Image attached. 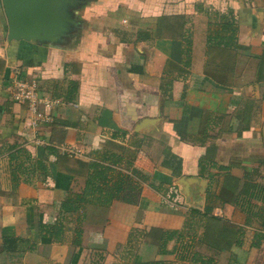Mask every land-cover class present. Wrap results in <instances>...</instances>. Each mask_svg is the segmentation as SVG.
<instances>
[{
	"label": "crops",
	"instance_id": "1",
	"mask_svg": "<svg viewBox=\"0 0 264 264\" xmlns=\"http://www.w3.org/2000/svg\"><path fill=\"white\" fill-rule=\"evenodd\" d=\"M79 3L68 34L41 46L8 40L0 0V264H264V0ZM224 14L234 33L221 30ZM16 71L57 101L37 130L8 97ZM70 80L78 86L66 101ZM246 99L257 103L252 116ZM11 144L45 157L49 174H22L12 187ZM102 150L134 152L132 167L157 189L131 175L107 212L90 207L82 224L83 212L67 215L54 241L61 202L84 191ZM117 172L130 175L121 165L109 177ZM208 191L224 201L204 215ZM159 230L180 236L162 244Z\"/></svg>",
	"mask_w": 264,
	"mask_h": 264
},
{
	"label": "trees",
	"instance_id": "2",
	"mask_svg": "<svg viewBox=\"0 0 264 264\" xmlns=\"http://www.w3.org/2000/svg\"><path fill=\"white\" fill-rule=\"evenodd\" d=\"M228 15L230 14H224L221 16V30L223 31H230V29H233V33L238 28L231 26L230 23H226L225 19H228ZM258 57V67H257V73H256V81H264V44L262 45V52ZM70 64H65L64 66H69ZM69 88L66 90V93L63 95V98L67 100H73L75 97L72 96V91L77 89L78 82L74 80L69 81ZM242 111L244 108L246 110H251V116L252 109H257V103L254 101H251L249 99H246L242 102ZM246 112V111H244ZM103 114H107L105 111ZM243 115H241L242 119ZM103 118V117H102ZM100 122L103 123V121L100 120ZM243 126V129H248L250 127V122L244 121L241 123ZM109 125L112 126L110 123ZM122 134H125V131H122ZM201 142V141H198ZM9 170H10V178L12 182V187L15 188V186L18 184L20 180V175L26 174L28 176H32L35 174V172H38L40 175L46 176L49 174L48 166L46 165L45 157L41 158H33L30 152L22 145L20 144H11L9 145ZM126 156L124 157L122 154H116L110 151H97L94 155V159L89 163V168L92 169V173L88 175L86 178V187L82 193H76V192H68L64 200L60 204V213L61 216L57 217L56 223L52 226V239L54 241H62V231L64 230V220L66 219L67 215H72V213H78L83 212L81 214V217L77 221L79 223L86 222L88 220L87 218V210L90 207L97 206L98 211H102L103 213L107 212V209L109 205L111 204L112 200L117 199L120 197L121 191L124 189V185L129 181L130 185L131 182V175L141 179L144 182H149L150 186L154 189H157L156 185H154L152 182H150L149 178L139 172L137 169L132 167V157L134 155V152L126 151ZM209 161V158L207 156H204L200 158L199 160V166L202 170V174L205 170L206 164L211 162ZM121 165L126 168L130 175L122 176V172H117V175L115 178L109 177L110 173L112 171L113 167H121ZM222 169L228 170L229 167H221ZM245 178L249 179L248 172H245ZM112 179L113 182L110 185L109 181ZM263 188H260L258 191L263 193ZM93 191L100 194L101 198H98V202H93L89 198L86 197L87 192ZM92 192V193H93ZM251 192L245 193V196H251ZM245 196H242L241 200L243 201L241 204L248 205V199L245 198ZM172 197V195H170ZM224 201L223 197L216 195L215 193H212L211 191H208L206 204L203 208L204 215L210 214V212L213 210L215 206H220L222 202ZM240 204V205H241ZM264 204V201H263ZM235 205H238L237 201L235 200ZM264 210V209H262ZM198 210L195 209L194 212H197ZM85 212V213H84ZM79 230V229H78ZM77 230V231H78ZM156 235V234H155ZM160 238L162 240V244H166L169 239L171 238H179L180 231L179 230H159L158 235L156 237ZM14 241L12 238H5L3 239L4 244ZM162 252H166L165 249H160Z\"/></svg>",
	"mask_w": 264,
	"mask_h": 264
},
{
	"label": "water",
	"instance_id": "3",
	"mask_svg": "<svg viewBox=\"0 0 264 264\" xmlns=\"http://www.w3.org/2000/svg\"><path fill=\"white\" fill-rule=\"evenodd\" d=\"M80 0H2L8 40L34 41L47 46L61 41L83 5Z\"/></svg>",
	"mask_w": 264,
	"mask_h": 264
},
{
	"label": "built area",
	"instance_id": "4",
	"mask_svg": "<svg viewBox=\"0 0 264 264\" xmlns=\"http://www.w3.org/2000/svg\"><path fill=\"white\" fill-rule=\"evenodd\" d=\"M7 94L11 101L25 108L29 116V125L33 130L52 121L50 109L57 101L40 95L37 83L21 77L19 71H16L7 86ZM36 142L44 141L36 139ZM67 150L70 154L77 155L75 149L67 147Z\"/></svg>",
	"mask_w": 264,
	"mask_h": 264
}]
</instances>
